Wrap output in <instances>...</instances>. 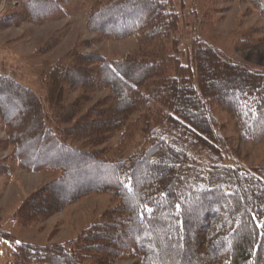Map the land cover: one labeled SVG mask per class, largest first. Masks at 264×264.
<instances>
[{"label":"trees","instance_id":"trees-1","mask_svg":"<svg viewBox=\"0 0 264 264\" xmlns=\"http://www.w3.org/2000/svg\"><path fill=\"white\" fill-rule=\"evenodd\" d=\"M209 1L250 5L264 20V0ZM17 2L0 26L42 25L86 7ZM85 23L97 41L135 38L140 52L109 59L71 49L42 72L41 94L0 72V149L9 151L0 177L12 175L13 163L58 173L15 212L22 228L93 193L117 204L67 243L0 230L12 248L6 264H264V169L232 158L215 112L229 115L242 141L263 142L264 69L197 37L185 46V20L172 0H99ZM251 28L238 49L264 41V25ZM100 90L109 94L86 109L88 93Z\"/></svg>","mask_w":264,"mask_h":264},{"label":"rangeland","instance_id":"rangeland-1","mask_svg":"<svg viewBox=\"0 0 264 264\" xmlns=\"http://www.w3.org/2000/svg\"><path fill=\"white\" fill-rule=\"evenodd\" d=\"M97 1L99 0H86L85 9L74 11L63 20L50 21L42 25L25 23L18 27L0 26V72L13 76L17 81L41 94L42 72L71 49H79L86 53H101L109 59L133 54L138 49L140 52V45L135 38L120 41L96 40L97 35L88 30L85 21L89 9ZM172 1L185 20L182 30L186 39L185 46L190 39L197 37L215 48L218 47L227 55L264 69V41L243 49H238L237 46L239 36L250 31L251 27L264 25L263 18L252 11L250 5L232 1ZM19 9L17 0H0V13L4 10L2 14ZM249 10L252 13L250 16H245ZM257 36L263 38L264 33ZM50 39H58V43L51 50L40 52ZM79 93V91L70 92L67 101L70 102L80 95ZM88 94L86 109L107 96L109 92L100 90ZM215 112L225 127L222 134L232 147V158L244 166L264 169V141L256 144L242 141L229 115L217 109ZM117 138L113 139L112 145L119 142ZM0 139H6V134L1 129ZM138 141H140L139 137ZM138 141H134L131 146ZM7 152L8 150L0 149V160L8 155ZM12 165V175L0 177V230L16 236L19 240L39 244L67 243L94 220L100 218L106 209L117 204L109 193H93L71 203L45 220L33 223L28 228H22L14 217L15 212L30 195L52 181L58 173L54 171L31 173L14 163ZM11 251L9 240L0 238V264L7 263ZM133 261L121 259L110 264H131Z\"/></svg>","mask_w":264,"mask_h":264},{"label":"snow or ice","instance_id":"snow-or-ice-1","mask_svg":"<svg viewBox=\"0 0 264 264\" xmlns=\"http://www.w3.org/2000/svg\"><path fill=\"white\" fill-rule=\"evenodd\" d=\"M144 211H146L148 213H151L152 212V209L145 207ZM141 215H143V213H141ZM260 226H262V225H257V227H260ZM15 243L20 244L21 241H16Z\"/></svg>","mask_w":264,"mask_h":264},{"label":"bare ground","instance_id":"bare-ground-1","mask_svg":"<svg viewBox=\"0 0 264 264\" xmlns=\"http://www.w3.org/2000/svg\"><path fill=\"white\" fill-rule=\"evenodd\" d=\"M245 63H247V62H245ZM251 64V63H250ZM263 68V67H262ZM257 69V68H256ZM258 69H259V67H258ZM91 149V148H90ZM231 159V158H230ZM231 161V160H230ZM236 165V164H235Z\"/></svg>","mask_w":264,"mask_h":264},{"label":"built area","instance_id":"built-area-1","mask_svg":"<svg viewBox=\"0 0 264 264\" xmlns=\"http://www.w3.org/2000/svg\"><path fill=\"white\" fill-rule=\"evenodd\" d=\"M4 12V10L3 11H1V13H0V16L2 15V13Z\"/></svg>","mask_w":264,"mask_h":264},{"label":"crops","instance_id":"crops-1","mask_svg":"<svg viewBox=\"0 0 264 264\" xmlns=\"http://www.w3.org/2000/svg\"><path fill=\"white\" fill-rule=\"evenodd\" d=\"M7 153L9 154V151H8ZM6 156H7V155H6ZM6 156H5V157H6Z\"/></svg>","mask_w":264,"mask_h":264}]
</instances>
